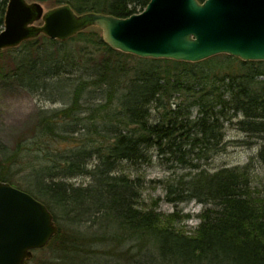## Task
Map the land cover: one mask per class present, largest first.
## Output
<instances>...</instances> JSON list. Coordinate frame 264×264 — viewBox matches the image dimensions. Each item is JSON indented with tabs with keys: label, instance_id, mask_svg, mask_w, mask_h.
Listing matches in <instances>:
<instances>
[{
	"label": "trees",
	"instance_id": "16d2710c",
	"mask_svg": "<svg viewBox=\"0 0 264 264\" xmlns=\"http://www.w3.org/2000/svg\"><path fill=\"white\" fill-rule=\"evenodd\" d=\"M29 1L127 17L149 0ZM6 4L0 0V30ZM0 57L17 85L53 89L68 100L66 107L39 110L30 137L12 147L0 143V180L43 202L57 225L61 218L71 227L98 229L86 234L58 226L33 250L48 248L44 264H79V258L80 264H97L96 258L104 264H264V192L252 181L250 163L206 167L225 149V123L264 135V60L138 57L112 49L88 29L65 41L39 34ZM153 153L190 170L167 182L166 195L169 202L202 204L191 232L175 227V212L138 203L144 181L130 177L123 164H149ZM256 156L264 164V148ZM81 175L90 182L66 181Z\"/></svg>",
	"mask_w": 264,
	"mask_h": 264
},
{
	"label": "water",
	"instance_id": "95a60500",
	"mask_svg": "<svg viewBox=\"0 0 264 264\" xmlns=\"http://www.w3.org/2000/svg\"><path fill=\"white\" fill-rule=\"evenodd\" d=\"M90 26L101 30L112 49L138 57L198 62L228 54L264 60V0H149L141 12L127 17L7 0L0 51L39 34L65 41ZM57 232L43 202L0 180V264H28L33 250Z\"/></svg>",
	"mask_w": 264,
	"mask_h": 264
},
{
	"label": "rangeland",
	"instance_id": "374dc122",
	"mask_svg": "<svg viewBox=\"0 0 264 264\" xmlns=\"http://www.w3.org/2000/svg\"><path fill=\"white\" fill-rule=\"evenodd\" d=\"M41 4L44 9L50 7L45 2H41ZM36 24H40V22ZM87 29L99 31L101 35V30L96 26H90ZM136 62L137 59L135 58L129 59L130 66ZM10 68L6 58L0 57V143L8 147H12L20 138L32 135L33 125L39 110L60 109L68 105V100L57 98L56 90L38 89L30 91L17 85L8 76ZM90 101L96 100L91 99ZM195 112L196 109H192V113L195 114ZM223 143H225V149L214 155L206 163V167L212 171L224 166H240L249 162L252 181L260 191L264 192V164L256 156L259 149L264 148V135L245 133L233 121L225 123ZM164 161L163 158L156 157L153 153L151 163L132 165L124 162L123 168L130 177H139L144 181L139 188V205L149 207L156 203L157 211L163 214L175 212V227L191 232L199 223L198 215L202 210V204L193 199L173 203L168 201L166 195L167 182L174 183L178 177L188 175L190 170L184 168L183 165L172 162L164 163ZM165 164L173 165L170 170H167ZM66 181L74 185H86L90 182V178L81 175L67 178ZM57 223L58 226L66 230L74 229L86 234L98 233L97 227L88 223L71 227L66 220L61 218L58 219ZM50 259L48 248L41 251L37 250L34 251L28 264H44ZM76 261L80 264V258ZM92 261H96L97 264H104V260L101 258Z\"/></svg>",
	"mask_w": 264,
	"mask_h": 264
}]
</instances>
